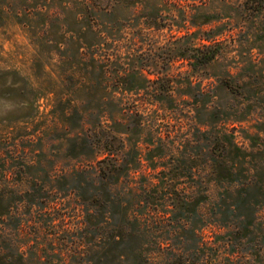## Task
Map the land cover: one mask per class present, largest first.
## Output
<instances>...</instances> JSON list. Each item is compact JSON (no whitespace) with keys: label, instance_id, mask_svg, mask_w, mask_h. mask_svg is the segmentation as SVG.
Here are the masks:
<instances>
[{"label":"rangeland","instance_id":"1","mask_svg":"<svg viewBox=\"0 0 264 264\" xmlns=\"http://www.w3.org/2000/svg\"><path fill=\"white\" fill-rule=\"evenodd\" d=\"M0 264H264V0H0Z\"/></svg>","mask_w":264,"mask_h":264},{"label":"trees","instance_id":"2","mask_svg":"<svg viewBox=\"0 0 264 264\" xmlns=\"http://www.w3.org/2000/svg\"><path fill=\"white\" fill-rule=\"evenodd\" d=\"M213 48H214V46L212 44L205 46V49L208 50V54L203 59L204 62H209L210 60H212L215 57L217 51L214 50Z\"/></svg>","mask_w":264,"mask_h":264}]
</instances>
